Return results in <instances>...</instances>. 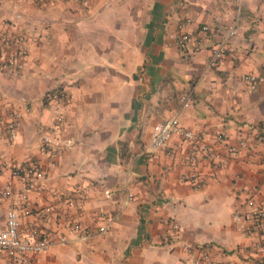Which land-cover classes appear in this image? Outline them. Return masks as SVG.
I'll return each mask as SVG.
<instances>
[{"label":"crops","instance_id":"1","mask_svg":"<svg viewBox=\"0 0 264 264\" xmlns=\"http://www.w3.org/2000/svg\"><path fill=\"white\" fill-rule=\"evenodd\" d=\"M235 21L224 57L209 66ZM180 24L199 47L174 45ZM3 31L23 33L28 53L22 70H0V191H25L21 229L54 237L27 264H192L186 242L229 264H264V236L235 220L264 206V90L244 78L264 68V0H0ZM14 111L22 117L11 140ZM174 114L203 136L207 153L175 135L165 147L151 144L152 127ZM25 161L42 176H13L8 163ZM191 171L201 188L181 181ZM11 204L0 202V229ZM115 212L104 235L80 241L68 231L74 223L94 231Z\"/></svg>","mask_w":264,"mask_h":264},{"label":"built area","instance_id":"2","mask_svg":"<svg viewBox=\"0 0 264 264\" xmlns=\"http://www.w3.org/2000/svg\"><path fill=\"white\" fill-rule=\"evenodd\" d=\"M32 1L35 6H41L46 3H54L60 0ZM73 1L80 2L84 6H88L90 3V0ZM17 8H20L19 4L17 5ZM16 17H20V12H17ZM186 21H190V19H187ZM183 28V24H180L177 33L169 35V38L173 41L174 45L180 49H184L189 45L199 47L201 45V39L198 36L185 31ZM207 28V26H203L202 30L206 31ZM235 33L236 21L228 27L226 34L213 44L208 60L209 66H216L224 57L228 41ZM27 53L28 44L23 33L8 31L0 32V70H22L24 68ZM244 78L252 88L259 87L261 90H264V68L261 71L248 73ZM57 96L66 105L72 102V95L66 93L64 90L58 91ZM180 99L184 103L183 106L188 105L187 93L182 94ZM21 117L22 115L19 111H14L11 120L6 124V131L11 140L16 139L17 137V126L20 123ZM61 122L62 117L57 116V124L53 129L54 134L59 133L58 125ZM174 135L182 140L192 143L196 148V153L205 154L208 152L203 136L194 129H187L184 127L179 123L175 114L152 127L150 142L154 147H165ZM217 140L221 141L222 136H217ZM43 141L48 143V137L43 138ZM212 155L217 161H222L223 163L226 162V159L223 158L219 152H214ZM8 166L11 168L13 176L22 179L26 183H30L34 179H38L42 176L40 165L34 161H25L17 164L8 163ZM181 181L189 182L196 188H201L203 186V183L199 180L198 173L195 171L182 175ZM131 196V194L128 195L126 202L132 198ZM59 197L62 198V196ZM27 198L25 191L16 192L13 190L11 184H6L0 191V202L10 200L12 203L11 207L7 210L3 227L0 229V254H3L5 257L4 264H27L30 261L31 254L45 253L54 241L52 233L38 226H31L26 230L21 229L20 210L25 215L30 213ZM48 211L49 208H46L45 212ZM117 215L118 212L102 214L101 222L94 231H87L80 223L70 225L68 231L75 239L87 241L96 236L106 234L114 223ZM235 220L237 222L248 220L250 229L253 232L260 233L264 236V206H259L246 213L244 216L237 214ZM173 226L175 228L178 227L176 223H174ZM237 229L241 232H244L245 230V228L240 225ZM162 239L166 240L167 238L166 236H163ZM57 240L61 243L67 242V238L64 236H59ZM182 248L187 254L193 255L192 264H229L214 259L209 250L203 251L193 243H183ZM257 249L263 252L264 243H259Z\"/></svg>","mask_w":264,"mask_h":264}]
</instances>
